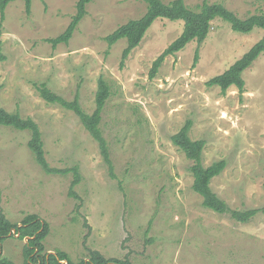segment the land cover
Returning <instances> with one entry per match:
<instances>
[{
	"label": "rangeland",
	"instance_id": "rangeland-1",
	"mask_svg": "<svg viewBox=\"0 0 264 264\" xmlns=\"http://www.w3.org/2000/svg\"><path fill=\"white\" fill-rule=\"evenodd\" d=\"M77 1L31 0L27 13L24 0H14L0 17V106L37 123L51 167H77V198L69 195L72 171L46 173L28 147L29 131L0 125V213L13 223L38 215L48 225L44 251H63L74 263L87 259L90 248L131 264H264V212L239 222L203 207L192 189V161L171 140L190 122V138L205 142L203 165L226 163L211 189L232 209L264 206V53L242 72V93L206 84L264 30L240 33L214 19L201 44L190 41L166 56L150 78L183 21L155 19L121 64L126 39L109 46L105 37L141 17L147 3L93 0L69 41L53 47L47 39L66 29ZM206 1L241 18L264 13V0ZM202 2L184 0L192 9ZM100 77L110 87L100 127L114 178L79 117L46 102L35 86L45 82L67 100L77 92L91 113ZM24 243L7 236L1 254L23 264Z\"/></svg>",
	"mask_w": 264,
	"mask_h": 264
},
{
	"label": "trees",
	"instance_id": "trees-1",
	"mask_svg": "<svg viewBox=\"0 0 264 264\" xmlns=\"http://www.w3.org/2000/svg\"><path fill=\"white\" fill-rule=\"evenodd\" d=\"M14 0H0V17H4V11L8 3ZM93 0H78L76 4V13L72 17L66 29L59 35L47 40L55 47L57 44L67 43L77 26V23L86 13V5ZM147 3L146 12L137 19H130L126 23L118 26L112 33L105 37L108 45L111 46L117 40L126 39V46L122 51V61L127 58L129 52L134 49L142 39L143 35L151 24L157 18H167L169 20H182L183 29L180 35L174 39L158 57L153 61L149 70V77L153 78L165 57L172 55L189 43L196 40L201 44L207 37L211 28V21L221 19L230 24L232 30L240 33H249L254 28L264 30V13H255L245 18L239 17L233 11L228 9L222 3H209L206 0L200 4L198 9L188 7L184 0H170L164 3L162 0H144ZM26 12H30L31 0H24ZM264 53V34L250 49L231 64L222 73L211 77L206 84L208 86H219L222 92H225L230 86L237 87L238 91H244V79L242 72L248 68L252 62ZM198 59V49L194 53V63ZM36 86L39 95L48 103L59 104L60 106L73 111L80 119L84 127L91 136L98 142L104 161L108 165L111 177L114 178L113 165L109 156L107 141L102 133L100 122L106 100L110 95V87L103 78L98 79V88L95 94V108L91 113L82 108L79 95L76 92L71 100H67L61 95L52 91L45 82ZM0 125L12 127L17 130H27L30 138L27 142L35 161L46 173H65L72 171L74 178L70 185L69 195L77 198L74 192V186L79 182L80 175L76 166L70 168L51 167L46 158L43 149L41 132L37 123L30 117H22L18 112H9L0 106ZM190 122H186L181 129L171 136L172 142L180 148L185 156L192 161L189 170L193 175L192 189L202 198V206L213 210L214 212L227 213L231 218L246 222L259 211L264 212V206L250 209H232L224 200H222L210 187V181L218 175L225 167L223 159L216 160L211 164L204 166L202 163V151L205 142L202 139H191L189 136ZM88 227L87 223H84ZM14 228L15 232H11ZM48 232L47 223L40 219L36 214L25 215L19 223L9 221L0 213V264H15L12 260L1 254L2 242L7 236H13L18 233V237L23 239L28 237L23 246V264H131L130 260L125 258H106L98 250L88 248V258L81 259L74 263L67 253L56 251L48 253L44 251L43 240Z\"/></svg>",
	"mask_w": 264,
	"mask_h": 264
},
{
	"label": "water",
	"instance_id": "water-1",
	"mask_svg": "<svg viewBox=\"0 0 264 264\" xmlns=\"http://www.w3.org/2000/svg\"><path fill=\"white\" fill-rule=\"evenodd\" d=\"M11 232H13V233L15 232L14 228H12V229H11ZM15 235H17V236H18V233H15ZM24 239H25V241H27V240H28V237H25ZM63 263L65 264V263H66V261H65V260H63L61 264H63Z\"/></svg>",
	"mask_w": 264,
	"mask_h": 264
}]
</instances>
